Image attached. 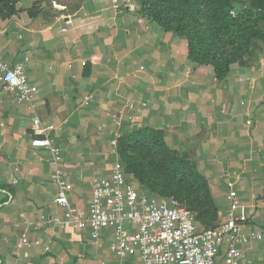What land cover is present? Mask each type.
I'll use <instances>...</instances> for the list:
<instances>
[{"label": "crops", "instance_id": "0c3cea01", "mask_svg": "<svg viewBox=\"0 0 264 264\" xmlns=\"http://www.w3.org/2000/svg\"><path fill=\"white\" fill-rule=\"evenodd\" d=\"M256 41L218 80L211 65L192 62L186 40L128 0H0V54L24 65L42 125L56 128L73 215L56 203L49 153L31 146L28 105L0 89V264H141L110 252L112 230L96 240L78 222L89 216L92 181L109 179L119 160V139L146 129L196 168L214 226L235 181L249 228H264V43ZM24 236L32 245L20 250ZM237 249L264 264V240Z\"/></svg>", "mask_w": 264, "mask_h": 264}, {"label": "built area", "instance_id": "2783aa9c", "mask_svg": "<svg viewBox=\"0 0 264 264\" xmlns=\"http://www.w3.org/2000/svg\"><path fill=\"white\" fill-rule=\"evenodd\" d=\"M231 15L236 17L234 11ZM0 89L14 95L19 103L28 105L33 114L31 146L49 153L52 182L57 189L56 203L68 211L69 219L73 218L69 202L72 186L65 180L62 152L50 136L56 128L42 125L24 65L12 67L2 54ZM109 170V179L98 177L92 181L89 216L86 221L78 223L82 228L90 226L92 238L96 240L103 230H112L114 240L110 252L116 258L124 261L137 256L141 264H219L221 247L227 244L221 264H253L237 245L263 241L264 228L259 231L249 228L247 208L239 201L235 181L227 184L230 205L225 220L212 228L200 230L195 216L178 199L158 198L136 190L121 161L111 162ZM31 245L24 236L18 249Z\"/></svg>", "mask_w": 264, "mask_h": 264}, {"label": "trees", "instance_id": "16d2710c", "mask_svg": "<svg viewBox=\"0 0 264 264\" xmlns=\"http://www.w3.org/2000/svg\"><path fill=\"white\" fill-rule=\"evenodd\" d=\"M213 1L216 4V12L211 11L212 19L208 21L220 25L219 31L214 35H210L208 29L203 30L206 25L200 16L195 14L192 0H161L157 6L150 8V13L152 20L165 31H172L188 42L192 62L211 65L216 78L223 80L229 73L230 66L249 53L253 40L264 43V0H249V8L246 10L238 8L244 0ZM232 11L236 13L235 18L231 15ZM141 142H149L151 145L159 143L170 154L172 164H168V167L180 183H190L197 190L201 186L208 190L196 168L166 147L163 133L146 129L134 133L131 137H124L118 148L122 160L120 161L125 165L128 176L140 183L146 194L153 196L156 193L158 198H168L163 190H157L154 182L150 183L146 178L143 162L123 150ZM175 155L178 157L175 158Z\"/></svg>", "mask_w": 264, "mask_h": 264}, {"label": "rangeland", "instance_id": "374dc122", "mask_svg": "<svg viewBox=\"0 0 264 264\" xmlns=\"http://www.w3.org/2000/svg\"><path fill=\"white\" fill-rule=\"evenodd\" d=\"M134 4L136 8L144 13L147 17L151 18L150 8L157 6L161 0H128ZM195 14L200 16L202 22L206 25L203 30L210 31V35H214L219 31L220 25L208 21L211 18V11L215 13L216 4L213 0H192ZM155 4V5H154ZM238 7L240 10H246L249 8V0H244ZM146 9L148 10L146 12ZM210 15V16H209ZM205 16H208L204 19ZM152 19V18H151ZM264 26V24H263ZM264 28V27H263ZM264 31V30H263ZM212 37V36H211ZM257 44H262L256 41ZM123 138L119 139V144ZM119 148V145H118ZM124 148V147H123ZM123 149L128 155L141 160L144 164V171L146 178L150 183L154 182L156 189L164 191L167 197L177 198L193 215L196 219V224L199 227L208 228L213 227L218 223L219 217L216 215H210L207 212L208 207H212V201L208 198V190L201 186L198 190L191 186L190 183H180L175 173L168 167V164H172V157L165 151L159 143L151 145L149 142H141L133 147H127ZM119 160H121L120 153L118 151ZM178 157V156H177ZM175 155V158H177ZM122 161V160H121ZM180 183V184H179ZM134 184V182H133ZM156 190V191H157ZM157 191V192H159ZM153 196H158L156 193Z\"/></svg>", "mask_w": 264, "mask_h": 264}]
</instances>
